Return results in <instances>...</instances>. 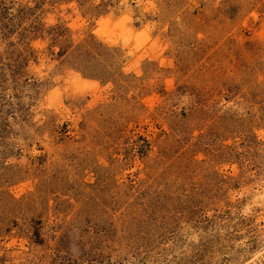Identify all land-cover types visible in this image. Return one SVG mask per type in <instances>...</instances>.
I'll return each instance as SVG.
<instances>
[{
	"label": "rangeland",
	"instance_id": "rangeland-1",
	"mask_svg": "<svg viewBox=\"0 0 264 264\" xmlns=\"http://www.w3.org/2000/svg\"><path fill=\"white\" fill-rule=\"evenodd\" d=\"M0 264H264V0H0Z\"/></svg>",
	"mask_w": 264,
	"mask_h": 264
},
{
	"label": "bare ground",
	"instance_id": "bare-ground-1",
	"mask_svg": "<svg viewBox=\"0 0 264 264\" xmlns=\"http://www.w3.org/2000/svg\"><path fill=\"white\" fill-rule=\"evenodd\" d=\"M109 23V22H108ZM128 30V29H127ZM122 35V34H121ZM129 35V34H128Z\"/></svg>",
	"mask_w": 264,
	"mask_h": 264
}]
</instances>
